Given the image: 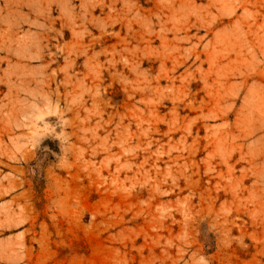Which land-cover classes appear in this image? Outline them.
Masks as SVG:
<instances>
[{"label": "rangeland", "instance_id": "374dc122", "mask_svg": "<svg viewBox=\"0 0 264 264\" xmlns=\"http://www.w3.org/2000/svg\"><path fill=\"white\" fill-rule=\"evenodd\" d=\"M0 264H264V0H0Z\"/></svg>", "mask_w": 264, "mask_h": 264}]
</instances>
